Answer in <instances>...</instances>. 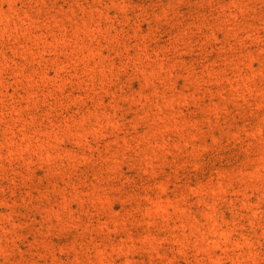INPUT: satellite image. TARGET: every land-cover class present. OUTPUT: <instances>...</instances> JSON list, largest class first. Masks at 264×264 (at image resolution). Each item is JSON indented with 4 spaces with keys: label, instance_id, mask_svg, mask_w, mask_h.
Returning <instances> with one entry per match:
<instances>
[{
    "label": "rangeland",
    "instance_id": "374dc122",
    "mask_svg": "<svg viewBox=\"0 0 264 264\" xmlns=\"http://www.w3.org/2000/svg\"><path fill=\"white\" fill-rule=\"evenodd\" d=\"M0 264H264V0H0Z\"/></svg>",
    "mask_w": 264,
    "mask_h": 264
}]
</instances>
